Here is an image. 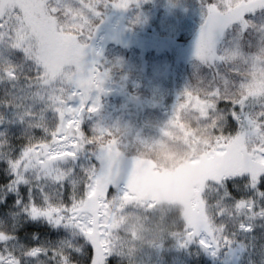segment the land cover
I'll return each instance as SVG.
<instances>
[{
    "label": "snow or ice",
    "instance_id": "6c2138e0",
    "mask_svg": "<svg viewBox=\"0 0 264 264\" xmlns=\"http://www.w3.org/2000/svg\"><path fill=\"white\" fill-rule=\"evenodd\" d=\"M132 2L0 0V84L8 85L0 94V129L9 121L26 125V142L19 152L7 131L0 130V154L10 170V178L0 171V182H5L0 195V264H42L41 256L48 264H117L104 241L88 235L94 217L85 205L90 196L107 203L126 192L134 180L132 157L122 152L113 160L106 147L91 138L99 122L85 128L88 105L100 107L108 76L96 59L99 51L89 58L87 41L102 6L127 9ZM231 2L201 0L203 23L193 52L197 68L207 69L195 76L206 89L201 95L214 100V110L225 114L217 147L227 155L214 161L220 166L212 181L218 211L202 225L189 224L179 243L198 241L212 255L226 227L212 225L231 218L221 205H231L245 219H264V88H257L245 74L264 71V0H242L234 14L221 15ZM238 88L242 91L235 93ZM227 164L235 166L225 169ZM53 187L55 197L49 193ZM238 227L241 232L253 230L243 221ZM34 229L53 241L23 244L33 235L39 238ZM69 237L80 244L73 245ZM222 239L225 245L232 243L228 235ZM239 247L241 253L246 251ZM17 249L24 251L17 254Z\"/></svg>",
    "mask_w": 264,
    "mask_h": 264
},
{
    "label": "rangeland",
    "instance_id": "374dc122",
    "mask_svg": "<svg viewBox=\"0 0 264 264\" xmlns=\"http://www.w3.org/2000/svg\"><path fill=\"white\" fill-rule=\"evenodd\" d=\"M147 1L150 0H133L127 9H117L109 3L107 7L102 6L101 16L93 17V20L100 19L101 23L93 32L95 36L93 37L92 34L87 41L91 49L89 58L99 51L100 55L96 59L103 68L108 67L105 65L108 60L115 59V64L123 69L121 75L113 78V85L108 84L107 81L103 83L105 90L100 96L102 94L109 96L116 91L117 86L120 88L122 84L120 85L118 80L128 78L127 73L145 76V79L147 77L146 81L152 92L162 89L159 82L166 77L169 63L164 52H168L178 61L196 58L193 52L201 26L192 32V28L196 25L192 16L184 15L186 17L180 19L173 17L169 10L176 5L169 6V12L163 14L157 28L151 31L152 34L140 33L137 30L142 26L150 29L151 21L157 19L156 8L141 10L142 5ZM137 5L141 7L137 9ZM239 6L220 14L225 16L234 14ZM194 15L200 17L202 12H195ZM128 24L136 28L131 31ZM188 32L193 33H190L191 37L188 41L178 42L175 38L184 36ZM67 35L73 33L69 32ZM107 43L129 48L131 54L121 53L117 54V57H109V50L105 48ZM140 51H156L158 55L149 54L142 57ZM147 65L150 67L148 71H146ZM107 69V78H112L113 74L109 68ZM253 72L255 86L264 88V71L254 69ZM6 87L7 84H0V94ZM189 103L192 107L200 108L204 115L210 107L208 104L200 103L198 99H190ZM90 108H92L91 103L88 105V109ZM2 110L7 111V109ZM104 120L105 118L100 117L98 122ZM12 129L26 132V125L19 120L9 121L7 128L0 130H6L8 135ZM3 147L0 146V150ZM110 155L113 160L119 157L111 153ZM220 155L226 156L227 153L219 151L201 160H194L172 173L156 171L146 161L132 160V169L134 174H138V178L133 180L124 194L107 203L97 196L87 198L85 207L94 217L89 221L88 235L103 240L104 246L110 248L118 259L126 260L128 264H187L186 248L189 245L182 246L179 243L184 236H177L173 229L180 224L173 217V212L174 209H182L185 216L184 228L189 224L196 226L209 221L215 210L214 198L217 191L212 181L216 179L214 173L220 169L214 161ZM3 157L5 156L0 154V158ZM234 166L235 164H227L223 167L227 169ZM64 167L68 168L69 165ZM195 173L199 174L196 180L192 177ZM208 200L210 203H207ZM194 242L195 240L190 244Z\"/></svg>",
    "mask_w": 264,
    "mask_h": 264
},
{
    "label": "trees",
    "instance_id": "16d2710c",
    "mask_svg": "<svg viewBox=\"0 0 264 264\" xmlns=\"http://www.w3.org/2000/svg\"><path fill=\"white\" fill-rule=\"evenodd\" d=\"M241 3L242 0H232L224 12L238 7ZM171 4L176 5V7H170L171 10H169ZM178 5L180 8H177ZM140 7L137 5V9ZM152 8L157 9V19L151 21L150 29L143 28V26L138 28L140 33L152 34L151 31L157 28L163 14L169 11L173 17H179V19L192 16L196 24L192 28V32H195L203 23V14L200 17L194 15L195 12H202L201 0H150L142 5L141 10H151ZM192 11L193 14H191ZM94 23L98 28L101 20L95 19ZM128 26H130L131 31L136 28L132 27L131 24ZM160 33L165 34V32ZM190 33L175 38L178 42H185L193 34ZM94 36L95 33H93ZM228 39L231 40V37ZM105 48L109 50V57H117V54L121 53L131 54V49L115 43H107ZM140 53L142 57L157 54L156 51H140ZM164 53L169 63L166 77L159 82L162 89H156L152 92L149 83L146 81L147 77L145 79V76L127 73L128 78L118 80L119 84H122L120 88L117 86L116 91L109 96H107L108 94L100 96L98 109L92 107L86 111L84 125L85 128H88L91 124L98 122L100 117L105 118L103 122L99 123L100 128L91 137L98 144L106 147L115 156H120L122 152H131L132 160L146 161L156 171L172 173L189 162L201 160L219 152L217 139L221 133L218 130L223 128L225 114L222 111L214 110V100L201 95L206 89L196 83L195 76L197 71L203 72L207 69L197 68L199 63L197 58L178 61L168 52ZM114 60H108L105 63L113 74L112 78L108 77L104 80L110 85H113V78L121 75L120 72L123 70L115 64ZM149 69L150 67L147 65L146 71ZM221 71L223 72V69ZM245 74L250 75L252 79L255 76L253 70H246ZM129 78L133 80H128ZM191 85L193 86L189 91L180 97L185 88ZM241 91L242 89L238 88L235 93ZM190 99H198L200 103L208 104L210 106L208 112L204 115L200 108L190 106ZM36 135L39 136L41 133L37 130ZM8 138L14 151L19 152L26 142V132L12 129L8 133ZM0 171H3L10 178L6 157L0 158ZM137 175L134 174V179L138 178ZM192 177L196 180L199 178V174L195 173ZM4 190L5 182H0V195L4 194ZM20 191L24 192L26 198L27 194L23 185H21ZM49 193L53 197L57 196L54 187L49 189ZM209 200L207 203H210ZM214 202L219 203L215 200ZM221 207L230 214L231 218H225L212 225L217 229L220 223L226 225L221 232V245L216 250V255H212L211 249H205L198 245V241H195L186 248L187 264H264V219H245L236 213L231 205L223 204ZM217 211V209L213 211L209 221ZM173 217L180 222L177 227H173L176 235L184 236L185 216L182 209H174ZM241 221L251 223L253 230L241 232L238 227ZM40 223L43 224L44 222L41 221ZM0 227L3 226L0 225ZM34 233L39 235L38 239L36 235H33L30 240L22 243L47 245L53 241L51 236L41 233L39 229H34ZM223 235H228L232 240L230 245L224 244ZM69 239L73 245L80 244V241L73 237H69ZM240 245L246 249L245 252L241 253ZM23 251V249H17V254H21ZM61 251L65 250L61 249ZM40 261L42 264H48L43 256L40 257ZM27 264H35V262L29 260ZM78 264H83V262L79 261ZM117 264L128 263L126 260L117 258Z\"/></svg>",
    "mask_w": 264,
    "mask_h": 264
}]
</instances>
